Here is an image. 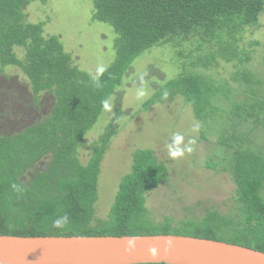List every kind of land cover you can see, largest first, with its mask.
<instances>
[{"label": "trees", "instance_id": "1", "mask_svg": "<svg viewBox=\"0 0 264 264\" xmlns=\"http://www.w3.org/2000/svg\"><path fill=\"white\" fill-rule=\"evenodd\" d=\"M91 2L92 20L109 24L117 34L115 59L99 75V84L97 73L81 69L59 36L46 33V21L29 20L30 7H45L50 0H0V235L171 234L264 252V154L243 147L246 137L236 133L237 126L252 119L253 128L264 121V98L259 94L250 97V102H231L239 123H231L233 131L223 146L229 149L238 190L233 215L212 210L201 219H150L148 193L167 183L169 172L155 151L147 149L134 153L132 170L120 181L110 212L99 218V177L104 155L117 133L113 126L89 148L88 162L80 158L105 102L123 88L126 76L145 52L170 46L182 53L185 45H197L190 53L196 60L190 66L195 68L210 67L218 53L228 62L235 58L251 62L257 50L248 51L240 43L248 29L259 28L264 0ZM207 45L211 53L197 57ZM185 67L184 73L143 104L144 111L156 102L172 103L175 96H182L203 120L208 112L216 111L211 106L219 91L213 94L214 85L206 77ZM240 74L246 80V71ZM121 111L116 109L118 114ZM63 215L69 217L68 224L54 228L53 221Z\"/></svg>", "mask_w": 264, "mask_h": 264}, {"label": "rangeland", "instance_id": "2", "mask_svg": "<svg viewBox=\"0 0 264 264\" xmlns=\"http://www.w3.org/2000/svg\"><path fill=\"white\" fill-rule=\"evenodd\" d=\"M91 1L50 0L45 7L35 4L27 13L32 22L46 21V33L59 36L75 63L95 74L98 67L106 69L114 61L117 34L109 24L92 20L94 6ZM257 41L262 44L251 46ZM240 44L248 51L257 50L251 62L241 63L239 58L228 62L218 50L216 61L210 67L198 65L195 68L190 66L196 61L190 53L197 45H185L182 53L170 46L154 48L135 62L123 88L109 100L80 152L81 161L88 162L91 157L89 148L104 136L107 127L112 125L117 130L118 135L111 142L102 162L97 217L105 218L110 212L120 181L132 170L136 150H154L156 156L165 162L167 145L172 142L175 133L183 135L182 147H191L192 151H185L184 156L177 159L167 156L173 161L171 166L174 169L170 172L168 184L149 195L147 206L150 219L160 221L167 217L180 221L183 218L201 219L212 210L227 215L237 211L238 190L230 170L232 161L229 149L223 145L233 131L231 123H239L232 114L235 107L231 102H250V97L255 98L258 94L264 98V13L259 28L248 29L245 40ZM208 46H204L205 50L197 53V57L205 51V54L211 53ZM186 65L188 71L201 74L214 85L213 94L219 91L211 106L216 111L208 112L204 130L203 122L194 116L192 105L185 104L181 96H175L172 103L156 102L150 106L151 110L142 109L143 104L150 98L154 99L169 80L184 73ZM242 70L247 73L246 80L241 74L239 76ZM235 77L243 81H237ZM141 91L144 93L142 96L139 95ZM224 92H229L228 96ZM165 94L169 95L168 92ZM121 108L123 114L120 116L116 109ZM225 116L228 118L225 119ZM252 120L237 126L236 133L246 137L245 142L252 149L264 154V121L253 128ZM193 140L195 143H190ZM199 147L202 151L197 153ZM217 164L216 169H208Z\"/></svg>", "mask_w": 264, "mask_h": 264}, {"label": "water", "instance_id": "3", "mask_svg": "<svg viewBox=\"0 0 264 264\" xmlns=\"http://www.w3.org/2000/svg\"><path fill=\"white\" fill-rule=\"evenodd\" d=\"M0 264H264V252L183 235H0Z\"/></svg>", "mask_w": 264, "mask_h": 264}, {"label": "clouds", "instance_id": "4", "mask_svg": "<svg viewBox=\"0 0 264 264\" xmlns=\"http://www.w3.org/2000/svg\"><path fill=\"white\" fill-rule=\"evenodd\" d=\"M105 71V69L103 67H98L97 68V79H96V83L99 84V75L102 74L103 72ZM139 95H144L143 91H141L139 93ZM105 107H107V102H105ZM199 126H197L198 128ZM183 141H184V137L183 135H181L180 133H175L173 134V137H172V142L170 144L167 145V148H168V155L170 158L172 159H177V158H180V157H183L184 154H185V151L187 152H191L192 151V148L191 147H188V146H183L182 147V144H183ZM190 143H195V141H190ZM15 187V186H14ZM69 222V217L67 215H63V216H60L58 217L57 219H55L53 221V227L54 228H64Z\"/></svg>", "mask_w": 264, "mask_h": 264}, {"label": "flooded vegetation", "instance_id": "5", "mask_svg": "<svg viewBox=\"0 0 264 264\" xmlns=\"http://www.w3.org/2000/svg\"><path fill=\"white\" fill-rule=\"evenodd\" d=\"M220 88H221V86H220ZM182 97V96H181ZM183 98V97H182ZM184 99V98H183ZM185 100V99H184ZM184 103L186 104L187 102L186 101H184ZM188 104V103H187ZM190 105V104H189ZM193 108V107H192ZM122 109V108H121ZM216 109V108H215ZM144 111V110H143ZM193 111H194V116H195V118H198L199 120H201L202 122H203V124H202V130L204 129V120L203 119H201V118H199L198 116H197V114L195 113V110L193 109ZM137 113H138V111H137ZM123 114V110L121 111V114H120V116ZM227 117L225 116V119H226ZM137 120H140V119H137ZM115 128L113 127L112 128V130H114ZM110 130V129H109ZM108 130V127H107V130L106 131H109ZM117 131V130H116ZM200 134V133H199ZM118 134L116 133L114 136H113V140H114V138L117 136ZM201 136H203V133L201 132ZM202 138V137H201ZM100 140H101V138H100ZM99 140V141H100ZM245 141H246V138H245ZM200 146H202V145H200ZM249 145L248 144H246V142L243 144V147H248ZM109 147H111V144H110V146ZM139 150H143V149H139ZM137 151V150H136ZM202 151V148L201 147H199V150H198V152L197 153H199V152H201ZM155 155H156V152H155ZM168 156V155H167ZM166 156V159L164 160L165 162H164V164H165V166L167 167V169H168V172H169V174H168V176H169V179H168V181H167V183H164L163 185H161V186H159L157 189H161L163 186H165V185H167L168 184V182L170 181V176H171V173H172V169H174V168H172L173 166H171L172 164H173V161H170L169 160V157H167ZM160 160V159H159ZM195 166H196V164H195ZM171 172V173H170ZM157 189H155V190H157ZM155 190H152V191H150L149 193H148V197H149V195L153 192V191H155Z\"/></svg>", "mask_w": 264, "mask_h": 264}]
</instances>
